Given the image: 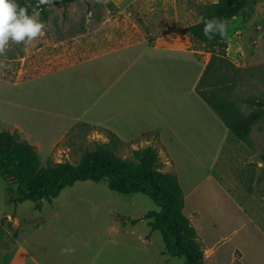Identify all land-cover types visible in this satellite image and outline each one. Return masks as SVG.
I'll use <instances>...</instances> for the list:
<instances>
[{"label":"rangeland","instance_id":"374dc122","mask_svg":"<svg viewBox=\"0 0 264 264\" xmlns=\"http://www.w3.org/2000/svg\"><path fill=\"white\" fill-rule=\"evenodd\" d=\"M31 1L37 0H18ZM217 1H58L45 8L47 16L35 13L42 34L9 42L0 55V128L34 144L41 165L77 164L97 142L123 158L153 146L162 170L180 181L184 213L204 250L214 247L207 259L205 251L206 264H264V236L256 231L250 244L252 227L244 221L247 215L264 234V0H246L225 21L224 45L210 48L186 28L200 20L201 4ZM212 56L219 61L204 86L209 96L258 115L245 140L197 92ZM5 182L0 175V187ZM5 197L9 203L1 190ZM39 202L40 208L35 201L3 208L42 212L20 215V223L29 226L28 245L45 264H183L165 261L160 231L142 220L158 209L145 193L87 180ZM4 222L14 230L7 216Z\"/></svg>","mask_w":264,"mask_h":264},{"label":"trees","instance_id":"16d2710c","mask_svg":"<svg viewBox=\"0 0 264 264\" xmlns=\"http://www.w3.org/2000/svg\"><path fill=\"white\" fill-rule=\"evenodd\" d=\"M58 1L66 3L76 0H49L44 4L40 0L18 3L29 14L42 11L47 16L45 8ZM245 6L246 0H218L201 4L200 18H217L225 22L239 15ZM203 27V23L198 21L186 30L207 47L224 45L226 38L216 35L209 40L203 34ZM217 60L216 56H212L196 86L197 92L220 114L230 132L238 139L245 140L258 115L252 113L244 116L233 101L213 99L204 89L206 81L218 70ZM0 175L8 183L6 192L9 203L35 201L36 208L42 205L38 200L51 202L66 187L87 180L98 182L108 179L110 188L116 192L145 193L158 206L157 210L148 211L144 218L148 219L153 231H160L165 242L163 253L182 260L183 264H205L203 245L196 228L184 213L185 194L180 181L176 174L162 170L159 154L151 145L135 149L132 158H123L114 146L97 142L92 149L82 154L77 164L64 161L41 165L34 144L21 139L15 132L0 128ZM15 192L20 195L15 197ZM137 221L132 220L133 223Z\"/></svg>","mask_w":264,"mask_h":264},{"label":"crops","instance_id":"0c3cea01","mask_svg":"<svg viewBox=\"0 0 264 264\" xmlns=\"http://www.w3.org/2000/svg\"><path fill=\"white\" fill-rule=\"evenodd\" d=\"M1 190H3L5 192V195L7 194L6 182H5L4 186L0 187V191ZM225 192L227 195L230 196V194L226 190H225ZM230 198H231V202H235V204L240 208V206L237 204V202L234 200V198L232 196H230ZM5 199H6V197L3 200H1V198H0V264H45L42 261V259L38 255H36V253H34V251L28 245V239L31 236V233H30L29 228H28L29 226L21 227V223H20V215H21V217L22 216H30L31 218H33V217H37L38 213H39V215H41L42 212L37 211V210H32L29 215H23L20 213H16V212H14V209H15V211L18 210V205L21 204V203H19L17 206L13 204V206H14L13 213L14 214H10L9 213L10 210H8V208H3V205L6 207L11 206V204L7 203ZM7 201H8V199H7ZM51 207H53V206H51ZM186 207H187V199L185 196V208ZM240 210H241V208H240ZM193 214L199 215V212L194 211ZM4 216H7L8 220L11 221L12 226L14 227L13 231L11 229H9L8 226L6 225V223L4 222ZM54 216H56V215H54ZM188 217L190 218V220L192 222L193 221L192 217H190V215H188ZM246 217H247V220H244L245 223H247V225L249 227H252V228H249L248 231H246V235H247V238H250V240H248L250 242V244H253L254 242H256L258 240V234L256 231L261 233L263 236H264V234L253 223V221L250 217H248L247 215H246ZM142 220H144L146 225L148 227H150L147 219H142ZM40 224H42V223H40ZM192 224H193V222H192ZM39 225H33V226L37 227ZM194 227L196 228L197 234L199 235L198 227L196 225H194ZM150 236H151V234H147L146 237L149 238ZM241 242H242V244H244V241H241ZM239 244H240V242H239ZM243 246L245 248V245H243ZM235 248H238L240 250V252L242 253L241 256L246 254L245 249H242L243 247H241V245H238V243L234 247V249ZM211 250H214L213 246L205 249L206 259L208 256L207 253ZM174 259H177V258L168 257L167 260H165V261L168 263H172L174 261ZM205 264H206V261H205Z\"/></svg>","mask_w":264,"mask_h":264},{"label":"clouds","instance_id":"9594fccd","mask_svg":"<svg viewBox=\"0 0 264 264\" xmlns=\"http://www.w3.org/2000/svg\"><path fill=\"white\" fill-rule=\"evenodd\" d=\"M42 4L49 0H40ZM203 34L209 40L219 35L227 38L228 29L223 20L201 17ZM44 24L37 15L29 14L25 7L19 5L18 0H0V55L5 53L9 42L20 43L31 40L42 34Z\"/></svg>","mask_w":264,"mask_h":264},{"label":"water","instance_id":"95a60500","mask_svg":"<svg viewBox=\"0 0 264 264\" xmlns=\"http://www.w3.org/2000/svg\"><path fill=\"white\" fill-rule=\"evenodd\" d=\"M40 200H38V202H39Z\"/></svg>","mask_w":264,"mask_h":264}]
</instances>
